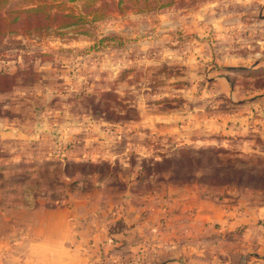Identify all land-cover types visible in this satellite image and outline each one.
<instances>
[{
    "label": "crops",
    "instance_id": "crops-1",
    "mask_svg": "<svg viewBox=\"0 0 264 264\" xmlns=\"http://www.w3.org/2000/svg\"><path fill=\"white\" fill-rule=\"evenodd\" d=\"M212 58L204 49L188 56L203 67L196 80L150 95L151 102L139 99L134 119L47 107L0 119V166L56 160L111 169L77 176L62 203L0 206V264H264V199L252 190L177 183L143 166L181 148L264 155V87L239 80L264 69V57L248 66ZM1 184L0 176V198Z\"/></svg>",
    "mask_w": 264,
    "mask_h": 264
},
{
    "label": "rangeland",
    "instance_id": "rangeland-1",
    "mask_svg": "<svg viewBox=\"0 0 264 264\" xmlns=\"http://www.w3.org/2000/svg\"><path fill=\"white\" fill-rule=\"evenodd\" d=\"M38 2L45 4L38 17L21 13ZM35 20L42 29H35ZM203 49L215 65L236 59L248 66L264 57V0H0V119L22 120L43 107L110 122L134 119L139 99L151 102L175 84L196 80L203 67L188 56ZM107 62L115 64L113 73L104 69ZM239 80L263 86L264 69ZM163 155L144 161L146 171L212 192L222 186L252 190L264 199L263 154L181 148ZM50 162L49 170L47 162L24 163L38 168L33 179L29 170L9 177L12 196L28 189L31 206L59 204L77 187V176L111 171L104 163L69 161L58 168L59 161Z\"/></svg>",
    "mask_w": 264,
    "mask_h": 264
},
{
    "label": "trees",
    "instance_id": "trees-1",
    "mask_svg": "<svg viewBox=\"0 0 264 264\" xmlns=\"http://www.w3.org/2000/svg\"><path fill=\"white\" fill-rule=\"evenodd\" d=\"M42 5H45V4L42 2H38L33 8H30L28 10H24L21 13L26 14V15L32 13L33 16L38 17V15H39L38 11H40L42 9ZM157 5H158V7H163V4H157ZM47 18L48 17H46V19ZM64 18H67V16L65 15ZM23 21L26 22L27 21L26 18H23ZM39 22H41V21L35 20V24H37V26H35V29H37V30L42 29L40 24H38ZM254 86H256L258 89L264 87V85L259 87L257 84H254ZM56 164H58V168L61 165L60 162H56ZM44 165H45L46 170H49V168H51L54 164L51 162L50 163L47 162ZM37 168L38 167L34 164H28V165L25 164L24 165V163H21V164L16 165V166H0V176L2 179L1 198H0L1 208H3L4 210H11V209H15L17 207L31 206V194L32 193L30 190L27 189V191H23L19 195L12 196V193L9 192L8 187H6V183L12 174L13 175H19L20 173H24L23 172L24 170L25 171L29 170L30 174H28V175L30 178L33 179V177H32L33 174L31 172H33V170H35ZM33 183L36 184V181H33ZM25 192H27L28 195L25 194V196H24Z\"/></svg>",
    "mask_w": 264,
    "mask_h": 264
}]
</instances>
